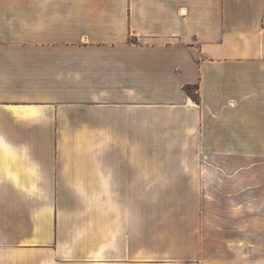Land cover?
I'll list each match as a JSON object with an SVG mask.
<instances>
[{
	"label": "crops",
	"instance_id": "1",
	"mask_svg": "<svg viewBox=\"0 0 264 264\" xmlns=\"http://www.w3.org/2000/svg\"><path fill=\"white\" fill-rule=\"evenodd\" d=\"M263 22L264 0H0V264H264ZM143 170L176 199L143 204Z\"/></svg>",
	"mask_w": 264,
	"mask_h": 264
},
{
	"label": "rangeland",
	"instance_id": "2",
	"mask_svg": "<svg viewBox=\"0 0 264 264\" xmlns=\"http://www.w3.org/2000/svg\"><path fill=\"white\" fill-rule=\"evenodd\" d=\"M197 92V90H196ZM179 172H188L187 170H178ZM165 175H161L159 170H143V184L146 185L147 187H149V183H157V186L155 187L154 191H151V194L148 190L144 191L143 190V204H144V200L145 199H153L156 200V202L153 204V206L149 207V209L152 210H157L158 209V203L159 200L161 199H166L168 202L169 200L172 199H176L175 197H172V195L170 194V192L168 190H162L163 186L161 185V183L164 181L163 178H165ZM182 177H185V175H183ZM189 180L195 179L197 176L196 175H191L188 176ZM143 185V187H144ZM153 186V185H152ZM174 203H168V210H173V209H177L175 207H173ZM143 211H144V207H143ZM146 214H143V219L146 218Z\"/></svg>",
	"mask_w": 264,
	"mask_h": 264
},
{
	"label": "built area",
	"instance_id": "3",
	"mask_svg": "<svg viewBox=\"0 0 264 264\" xmlns=\"http://www.w3.org/2000/svg\"><path fill=\"white\" fill-rule=\"evenodd\" d=\"M263 25H264V22H263Z\"/></svg>",
	"mask_w": 264,
	"mask_h": 264
}]
</instances>
